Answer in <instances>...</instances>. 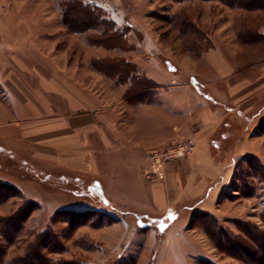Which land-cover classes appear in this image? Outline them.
Instances as JSON below:
<instances>
[{"label":"rangeland","instance_id":"374dc122","mask_svg":"<svg viewBox=\"0 0 264 264\" xmlns=\"http://www.w3.org/2000/svg\"><path fill=\"white\" fill-rule=\"evenodd\" d=\"M64 1L66 0H0V22L7 24L0 31V194L11 184L22 191L6 202L0 201V216L14 212L26 199L38 202L39 208L25 223L23 234L29 240L52 223V217L59 209H95L93 218L101 222L98 227L88 224L72 231L66 219L61 218L56 222L55 228L68 250L63 254H52L55 259L74 258L87 264H114L136 257V264H201V258H206L217 264H250L214 247L208 235L193 221L197 212L209 211L207 207L211 200L206 199L211 192L210 188L198 195V199L183 196L168 212L155 211L150 197L151 186L156 182H165L171 193L173 175L168 171V176H164L163 170L165 166L181 162V159L166 161L158 166L154 165L150 154L172 144L148 148L143 152L137 150L138 155L132 156L133 167H114L112 160H109L102 161V167L97 171L80 172L68 168L45 169L24 153V148L20 149L22 153L13 150L14 146H19L18 142L4 139L5 134L19 135L10 127L13 122L10 114L16 108L12 104V96L17 97L19 92L28 91L18 90L16 86L21 79L27 82L23 77L25 74L6 69L10 65L9 58L14 55L13 44L10 42L12 36L20 43L27 44L23 48L25 58H21L22 63L59 65L60 70L68 73L71 81H76H70L71 85L76 84L75 87L80 85V67L86 69L84 78L90 86L89 92L94 91V94L100 96L104 109L109 104L108 108L113 109V114L124 119L127 105L140 104H129L124 99L127 85L117 84L112 78L97 71L92 65L93 58L126 57L133 61L135 53L140 49L134 40L148 33V43L153 47L154 53L162 54L165 64L173 66V58H181L180 54L189 53L185 51L182 38L169 22L173 13L182 9L190 12L208 37L214 33L222 19L228 18L226 13L225 17L220 16L221 7L218 3L213 9H205L202 5L204 1L201 0H85L99 5L108 18L116 20L120 29L128 31V39L136 49L124 51L94 46L89 43L87 34L69 30L63 23ZM230 8L239 12L230 11L229 14L234 19L237 35L244 18L259 25V28L262 25L257 10ZM205 16L210 18L202 23ZM131 30H135V33ZM88 69L94 70L97 75ZM184 79L196 92L212 97L208 84L198 74H185ZM17 80L19 81L16 83ZM61 80L64 79L61 77ZM263 121L264 113L246 116L244 120L246 136L247 132L254 129L253 139L249 138L256 142L255 147H252L254 149H246L242 153L215 154L222 158L223 164L228 162L231 165L234 157L237 162L233 169L223 168L222 174L209 184L208 187H217L214 195L216 204L209 213L216 216L221 225L236 233H241L242 222L264 230L261 217L264 211V178L247 177L245 186L240 179L242 171L250 169L249 157L256 156L264 165V131L259 130ZM219 136L216 133L212 139H218ZM127 152L126 156H129ZM192 153L193 149L188 155ZM169 170L172 173V169ZM201 170L198 168L196 173ZM147 171H153L154 177L148 179ZM176 171L174 170L176 182L185 181V169L181 168L179 171L178 168ZM228 171L232 173L226 183L225 173ZM45 174L49 177L44 178ZM178 192H181V187ZM105 198L108 200L105 201ZM24 246V242L10 246L7 258L0 261V264H6L11 256L21 253Z\"/></svg>","mask_w":264,"mask_h":264},{"label":"crops","instance_id":"0c3cea01","mask_svg":"<svg viewBox=\"0 0 264 264\" xmlns=\"http://www.w3.org/2000/svg\"><path fill=\"white\" fill-rule=\"evenodd\" d=\"M217 3L221 7L220 16L225 17L226 13L228 18L215 27L210 35L212 46L200 56L190 52L180 54L181 58H173V66H169L162 54L154 53L148 43V33L134 40L140 49L133 61L158 87L153 102L127 105L124 119L114 115L109 104L104 109L100 96L89 92L90 86L84 78L86 69L80 67V85L75 87L76 84L71 85L75 80L71 81L59 65L22 63L23 48L27 44L12 36L14 55L9 58L6 69L29 75H23L27 82L16 81L18 90L28 91L12 96L16 108L10 114L13 121L10 127L19 135L5 134L4 139L18 142L19 146L12 149L22 153L20 149L24 148V153L45 169L68 168L80 172L97 171L102 161L109 160L114 167H133L132 156L138 155L137 150L143 152L167 144L192 142V154L164 167V176H168V171L173 175L171 193L165 182H156L151 186L150 197L155 211L162 213L173 209L183 196L198 199V195L210 188L206 200L211 202L207 208L213 211L217 187L208 186L222 174L223 168L233 169L237 162L234 157L231 165L223 164L222 158L215 154L254 149L256 142L250 140L254 129L246 136L244 120L246 116L264 113V41L242 43L236 34L234 19L229 17L230 11L239 13L237 9L218 1H204L202 5L213 9ZM257 16L262 19H259L262 24L259 32L264 36V11L258 10ZM209 18L203 17L202 23ZM6 25L0 22V31ZM92 73L96 74L94 70ZM185 74H198L208 84L212 97L190 88ZM216 133L220 134L219 138L212 139ZM178 168L185 169V181L176 182L174 170ZM198 168L202 170L197 174ZM230 173H225L226 183Z\"/></svg>","mask_w":264,"mask_h":264},{"label":"trees","instance_id":"16d2710c","mask_svg":"<svg viewBox=\"0 0 264 264\" xmlns=\"http://www.w3.org/2000/svg\"><path fill=\"white\" fill-rule=\"evenodd\" d=\"M186 2L190 0H174ZM209 1V0H201ZM230 7H238L247 11H264V0H218ZM169 22L178 32L184 42L185 51L196 56L212 46L210 37L193 19L190 12L182 9L169 17ZM63 23L69 30L76 33L87 34V39L94 46L107 49H120L124 51L135 50L136 46L128 39V31L120 29L115 20L108 18L104 10L96 4L85 0H66L63 3ZM239 39L244 44H256L264 41V36L259 32V25L243 19L239 29ZM93 67L115 80L117 84L127 85L124 99L129 104L151 103L156 98L158 84L142 72L140 67L126 57L93 58ZM260 131H264V121L260 123ZM250 169L243 170L240 179L245 186L247 177L264 178V165L256 156L248 158ZM49 177L45 174L44 178ZM22 191L15 185H8L7 189L0 194V201L6 202ZM108 199L105 198V201ZM36 201L26 199L25 202L14 212L0 216V261L8 256L9 247L24 242L25 246L21 253L11 256L6 264H87L78 259H55L52 254H63L68 250L67 245L58 234L55 224L61 218L69 222L72 231L85 225L100 226L101 222L93 218L95 209L63 208L56 211L52 217V223L27 240L24 236L25 223L39 208ZM105 217V216H104ZM264 221V211L261 213ZM193 221L209 237L214 247L234 257L245 260L250 264H264V230L259 226L248 222L241 223V233L229 230L220 224L216 216L209 212H197ZM25 239V241H22ZM137 258L130 257L128 260L114 264H136ZM201 264H217L206 258H201Z\"/></svg>","mask_w":264,"mask_h":264},{"label":"built area","instance_id":"2783aa9c","mask_svg":"<svg viewBox=\"0 0 264 264\" xmlns=\"http://www.w3.org/2000/svg\"><path fill=\"white\" fill-rule=\"evenodd\" d=\"M193 149V144L191 143H179L172 144L167 146L165 149L154 150L150 154V158L152 159L154 165H161L166 161L179 160L187 156ZM146 177L151 179L154 177L153 171H147Z\"/></svg>","mask_w":264,"mask_h":264},{"label":"bare ground","instance_id":"6f19581e","mask_svg":"<svg viewBox=\"0 0 264 264\" xmlns=\"http://www.w3.org/2000/svg\"><path fill=\"white\" fill-rule=\"evenodd\" d=\"M156 119V118H155ZM157 193V192H156ZM160 201V200H159Z\"/></svg>","mask_w":264,"mask_h":264}]
</instances>
